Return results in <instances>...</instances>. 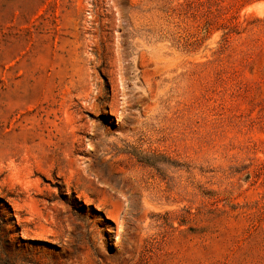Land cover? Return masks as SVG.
Wrapping results in <instances>:
<instances>
[{"label":"rangeland","instance_id":"1","mask_svg":"<svg viewBox=\"0 0 264 264\" xmlns=\"http://www.w3.org/2000/svg\"><path fill=\"white\" fill-rule=\"evenodd\" d=\"M0 264H264V0H0Z\"/></svg>","mask_w":264,"mask_h":264}]
</instances>
